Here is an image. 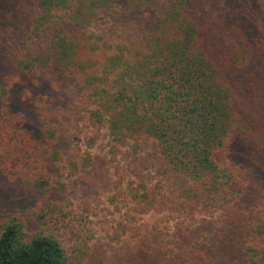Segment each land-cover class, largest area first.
<instances>
[{"label":"trees","instance_id":"16d2710c","mask_svg":"<svg viewBox=\"0 0 264 264\" xmlns=\"http://www.w3.org/2000/svg\"><path fill=\"white\" fill-rule=\"evenodd\" d=\"M106 23L126 27L131 48L104 41L97 76L87 44ZM263 62L264 0H0V188L33 201L38 227L2 219L0 264H264ZM81 115L117 148L151 149L159 184L124 193L127 215L208 216L193 236L207 257L144 241L107 263L91 249L51 179L65 118Z\"/></svg>","mask_w":264,"mask_h":264},{"label":"rangeland","instance_id":"374dc122","mask_svg":"<svg viewBox=\"0 0 264 264\" xmlns=\"http://www.w3.org/2000/svg\"><path fill=\"white\" fill-rule=\"evenodd\" d=\"M96 28L98 35H103V40L91 38L87 46L93 44L98 47L88 55L89 69L98 76L104 57L112 52L104 50L102 43L105 41L113 49L121 46L129 50L132 34L122 31L121 28L126 27L111 23L97 25ZM92 30V27L85 28L82 35L88 37ZM257 66L262 76L259 79L257 77L256 85L261 91V86L264 88V62ZM90 92L86 95L89 96ZM96 100V96L86 97L90 109L98 106ZM81 116L82 119L79 116L65 118L69 139L59 144L61 156L52 168L51 179L55 195L71 207L73 228L81 231L82 237L92 236L88 243L91 249L97 255H103L107 263L123 258L144 241L152 247L163 244L162 252L167 255L175 252L179 246H186V259L196 254L207 257L199 246L201 241L196 242L193 236L206 237L211 228L205 231L208 216L195 214L175 222L161 223L152 216L127 215L130 210L124 200V193L141 190L142 185L154 187L159 184V175L154 160H151V149L134 150L131 145L117 148L113 146L105 125L95 128L88 124L85 116ZM7 192L0 188V222L6 217H15L23 222L25 233L30 236L38 228L32 215L33 201L17 198L15 190L9 194ZM194 220H201V224L194 223ZM122 221L126 222L130 230L135 228L142 234L136 235L135 231L122 234L118 226ZM146 230L147 234L159 233L162 241L148 235L143 238ZM69 238V246L77 247L78 243L73 237Z\"/></svg>","mask_w":264,"mask_h":264}]
</instances>
